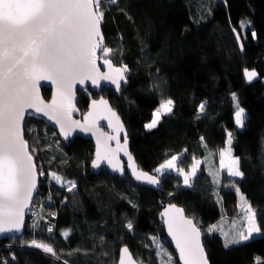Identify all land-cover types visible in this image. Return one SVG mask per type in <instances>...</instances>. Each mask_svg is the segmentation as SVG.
Wrapping results in <instances>:
<instances>
[{"label":"trees","instance_id":"trees-1","mask_svg":"<svg viewBox=\"0 0 264 264\" xmlns=\"http://www.w3.org/2000/svg\"><path fill=\"white\" fill-rule=\"evenodd\" d=\"M101 9L105 45L113 50L109 59L128 69L119 96L108 89L102 94L125 125L139 169L154 173L180 154L178 167L186 171L193 157L201 164L191 187L169 173L161 180L162 190L154 191L127 175L91 173L92 142L75 138L67 146L50 126L29 118L25 139L46 179L33 200L37 214L28 215L23 234L0 240V264H117L123 246L136 261L157 264L152 237L173 253L159 200L181 207L201 229L209 264L264 261V235L224 247V233L232 237L244 228L238 222L242 209L236 188L264 232V0H102ZM245 69L257 78L249 83ZM42 96L48 100L50 90L42 89ZM78 96L84 114L88 101ZM168 99L172 112L155 128H146ZM237 102L246 115L242 129L235 124ZM228 133L242 178L226 177L219 167ZM210 172L219 173L218 184ZM51 173L75 188L69 191L67 183L50 179ZM32 240L48 243L57 255L30 246Z\"/></svg>","mask_w":264,"mask_h":264},{"label":"snow or ice","instance_id":"snow-or-ice-1","mask_svg":"<svg viewBox=\"0 0 264 264\" xmlns=\"http://www.w3.org/2000/svg\"><path fill=\"white\" fill-rule=\"evenodd\" d=\"M111 2L115 3L116 0ZM101 3L102 0H0V234L21 231L25 210L29 208L37 188V165L33 158L35 149L30 151L25 139L24 122L29 110H34L59 125L60 133L65 139L77 128L95 136L96 153L92 162L94 169L106 162L112 171L123 174L124 169L119 159V153L122 152L137 181L156 186L160 184L161 177L175 172L183 177L185 186H192V180L201 164L195 157L188 171L178 167L183 154L167 159L154 170L156 175L139 170L128 152L127 133L124 132L123 124L107 101L94 100L84 123L72 119V113L76 111L72 103L75 85L91 81L92 85L100 87L101 81H108L119 91L121 81L125 80V73L128 71L126 66L114 67L109 59L113 50L104 44L101 32L104 11ZM252 35L255 37V32ZM98 52L102 56L98 57ZM98 59H103L108 72H100ZM244 76L250 83L257 78V73L245 69ZM41 81H50L56 86V93L50 103H45L39 94L38 86ZM233 100H236L235 94ZM205 106L203 103L200 105L201 112ZM236 106L238 110L235 122L243 127L245 110L238 102ZM172 110L173 101H163L155 111L151 123L145 127L155 128L161 116L170 114ZM100 118L108 120V126L115 135L100 131L97 126ZM121 133H124L123 144L120 143ZM113 140L116 141L115 148L109 143ZM226 143L227 147L218 154L221 170H226L229 177L242 178L244 173L240 170L239 158L232 155L231 133H228ZM210 175L215 183L220 182L218 172H210ZM51 176L59 184L67 183L69 191L76 186L72 181H63L56 173H51ZM236 192L240 193L239 188H236ZM240 200L247 227L232 237L224 233L225 248L253 239L255 235H264L252 206L242 194ZM162 217L182 264H208L207 254L201 243V232L191 219L185 217L183 209L171 205L162 213ZM127 228L130 231L133 229L131 222L127 224ZM215 230L214 227L208 229L209 232ZM48 231L51 232L52 229L49 228ZM63 235L67 238L69 233L65 231ZM152 239L160 264H174L172 254L156 237ZM30 246L52 256L57 255L48 243L32 240ZM119 264L138 262L129 249L124 247L121 249ZM256 264H264V261L257 257Z\"/></svg>","mask_w":264,"mask_h":264},{"label":"water","instance_id":"water-1","mask_svg":"<svg viewBox=\"0 0 264 264\" xmlns=\"http://www.w3.org/2000/svg\"><path fill=\"white\" fill-rule=\"evenodd\" d=\"M101 32H102V27H101ZM103 34V32H102ZM238 43L240 45V42H239V39H238ZM104 44H105V40H104ZM98 57L100 56V52L97 53ZM97 64H98V67L100 69V72L101 73H106L108 72V69L106 66H104L103 64V59H98L97 60ZM113 64V62H112ZM114 67H118V66H115L113 64ZM127 75L125 73V80L124 81H121V86H120V89L119 91L116 90V87L115 85H112L110 84V82L108 81H101L100 82V87H95L94 85H92L91 81H86L84 85H75L74 86V96H73V99H72V103L73 105L75 106V109L76 111H74L72 113V119L73 120H76V121H80L81 123H84V119L85 117L87 116V114L92 110V102L95 100L97 102H99L100 100H105L108 102V106L118 115L117 111H115L110 102L105 99V98H97V99H94L92 98L91 96V92H96V93H99L101 91V89L103 88H108V89H111L113 90L117 95L120 94L121 92V88L122 86L124 85H127ZM39 94L41 96V98L45 101V103H50L53 96L55 95L56 93V86L54 84H52L50 81H41L40 84H39ZM42 89H48L50 90V98L48 100H45L42 96ZM82 92L85 96V98L88 100V106H87V111L84 113V114H81L77 108V102L79 100L78 96H77V92ZM119 116V115H118ZM35 119L37 121H41L43 122L44 124H46L47 126H50L57 134L58 136V139L62 142V143H65L67 146L70 142H72L76 137H79L83 140H89L92 142L93 144V160L95 159V153H96V137L93 136L90 132H82L80 131L78 128L75 129L73 131V133L68 137V139H65L64 136L60 133V127L59 125H56L54 122L52 121H49L47 119V117L43 116L42 114H39V113H35L34 110H29L28 114H26V117H25V122H24V126L26 124V121L27 119ZM119 119H120V122L123 124V127H124V132L127 133L126 131V128H125V125L121 119V117L119 116ZM97 126L99 127L100 131L103 132V133H106V134H109V135H115V133L113 132L112 128H110L108 126V120L106 119H103V118H100L97 120ZM127 141H128V152L131 154L130 152V149H129V146H130V142H129V139H128V136H127ZM124 142V133H121L120 134V143L123 144ZM111 147L112 148H115L116 147V141L113 140V141H110L109 142ZM132 155V154H131ZM133 157V160L135 161V158L134 156L132 155ZM34 158V157H33ZM119 159L121 161V164L123 166V174L119 173V172H114L112 171V169L108 166V164L106 162H102L101 163V167L100 168H97V169H94L92 167V162L93 160L91 161V164H90V171L91 173L97 175L99 174L101 171L103 170H106L107 172H109L111 175L113 176H116L120 179H123L126 175L130 177V179L135 183L137 184L138 186H141V187H146V188H149V189H152L154 191H161L162 190V186H161V182L159 185H149L147 183H144V182H141V181H137L135 180V178L132 176L131 174V170L128 168V160H127V157L121 152L119 153ZM34 162H35V159H34ZM135 164L137 166V168L139 169L138 167V164L136 163L135 161ZM141 170V169H139ZM148 173V172H147ZM150 175H156L155 173H149ZM163 178H161L162 180ZM39 184H40V177H39V173H38V168H37V188H36V191L33 193V199L29 205V208L25 210V216H24V226L23 228L21 229L20 232H12V233H7V234H0V240H5V239H9V238H12V237H19L23 234L24 232V228H25V224H26V220H27V217L28 215L30 214V211H31V207H32V204H33V200L35 198V196L37 195L38 191H39ZM171 205H174L176 208H180L182 209L181 207L175 205V204H171V203H168V202H165V201H162V200H159L158 201V207L160 209V218H161V224H162V227H163V230H164V234H165V239L168 243V245L171 247V249L173 250L175 256H176V260H177V263L178 264H182V262L179 260V256H178V253H177V250L175 248V243L174 241H172V238L168 235V231H167V225L164 223V218L162 217V213L165 212L166 209L169 208V206ZM184 212V215L186 218L190 219L189 217L186 216V213L185 211L183 210ZM192 220V219H191ZM193 221V220H192ZM194 223V222H193ZM195 224V223H194ZM196 225V224H195ZM196 227L200 230L201 232V243L203 245V232L201 231V229L196 225ZM204 246V245H203ZM124 247L126 246H123L120 248L119 250V253H118V260H117V264H119V258H120V253H121V249H123ZM128 248V247H127ZM129 249V248H128ZM205 249V248H204ZM129 252L131 253V251L129 250ZM206 252V251H205ZM132 254V253H131ZM133 256V255H132ZM135 259V258H134ZM138 262V261H137ZM138 264H145V263H139ZM208 264H209V260H208Z\"/></svg>","mask_w":264,"mask_h":264},{"label":"rangeland","instance_id":"rangeland-1","mask_svg":"<svg viewBox=\"0 0 264 264\" xmlns=\"http://www.w3.org/2000/svg\"><path fill=\"white\" fill-rule=\"evenodd\" d=\"M158 109V108H157ZM156 109V110H157ZM155 110V111H156ZM155 111H154V113H155ZM154 113H153V118H154ZM235 124H236V122H235ZM236 127H237V129H242V127H239L237 124H236ZM227 138H228V136H227ZM60 141V140H59ZM61 142V141H60ZM227 142V141H226ZM62 143V142H61ZM65 144V143H64ZM227 147V143L225 144V147L222 149V150H224L225 148ZM191 167V166H190ZM190 167H189V169H190ZM219 167L221 168V160L219 159ZM188 169V170H189ZM187 170V171H188ZM226 171V170H225ZM40 172H43V170H41V169H38V173H39V177H40V181L41 180H43V179H46V177H45V174H44V172H43V175H40ZM169 173H172V174H174V175H176V176H178L177 175V173H175V172H169ZM169 173H167V174H169ZM227 173V172H226ZM179 178H180V180L182 181V186H185L184 184H183V177H180V176H178ZM226 177H228V175L226 176ZM52 177H51V175H50V179H51ZM185 187H187V186H185ZM240 193L238 194V204H239V206L241 207V200H240ZM32 206H33V204H32ZM241 209H242V207H241ZM31 210H32V207H31ZM238 222H242V223H244V228H242L241 229V231L242 230H244V229H246V227H247V222H246V219H245V213H244V211H243V209H242V212L240 213V215L238 216ZM237 233H238V231H237ZM157 239H158V241H159V243L170 253V254H172V256L174 257V264H177L176 263V256H175V254H174V252L172 253L170 250H169V248H168V246L162 241V239H160L158 236H155ZM256 237V236H255ZM153 238V237H152ZM151 238V240H152V242H153V239ZM153 245H154V249H155V258H156V262H157V264H160V262H159V258L156 256V251H157V249H156V245L153 243ZM138 262L139 263H141L139 260H138Z\"/></svg>","mask_w":264,"mask_h":264},{"label":"flooded vegetation","instance_id":"flooded-vegetation-1","mask_svg":"<svg viewBox=\"0 0 264 264\" xmlns=\"http://www.w3.org/2000/svg\"><path fill=\"white\" fill-rule=\"evenodd\" d=\"M104 89H108V88H103V89H101V91L99 92V93H96V92H91V96H92V98H94V99H97V98H100V97H102V98H105V97H103V94H102V91L104 90ZM108 90H111V89H108ZM113 93H115L113 90H111ZM78 93H80L81 95H83L84 96V94L82 93V92H77V96H78ZM115 95H117L116 93H115ZM120 95V94H119ZM119 95H117V96H119ZM78 98H79V96H78ZM84 98H85V96H84ZM86 99V98H85ZM105 99H107V98H105ZM87 100V99H86ZM108 100V99H107ZM79 101V100H78ZM88 101V100H87ZM109 101V100H108ZM78 103V102H77ZM77 105V104H76ZM87 106H88V104H87ZM78 108V107H77ZM113 108V107H112ZM79 110V109H78ZM115 110V109H114ZM87 111V110H86ZM80 112V111H79ZM81 113V112H80ZM82 114V113H81ZM58 137V136H57ZM76 138H79V137H76ZM87 141H89V140H87ZM91 142V141H90ZM71 143V142H70ZM69 145V144H68ZM102 172V171H101Z\"/></svg>","mask_w":264,"mask_h":264},{"label":"built area","instance_id":"built-area-1","mask_svg":"<svg viewBox=\"0 0 264 264\" xmlns=\"http://www.w3.org/2000/svg\"><path fill=\"white\" fill-rule=\"evenodd\" d=\"M31 212L34 213V214H37V208H33V209L31 210ZM31 212H30V213H31Z\"/></svg>","mask_w":264,"mask_h":264},{"label":"crops","instance_id":"crops-1","mask_svg":"<svg viewBox=\"0 0 264 264\" xmlns=\"http://www.w3.org/2000/svg\"><path fill=\"white\" fill-rule=\"evenodd\" d=\"M255 236H257V235H255Z\"/></svg>","mask_w":264,"mask_h":264}]
</instances>
